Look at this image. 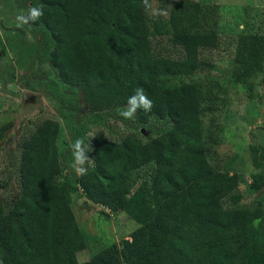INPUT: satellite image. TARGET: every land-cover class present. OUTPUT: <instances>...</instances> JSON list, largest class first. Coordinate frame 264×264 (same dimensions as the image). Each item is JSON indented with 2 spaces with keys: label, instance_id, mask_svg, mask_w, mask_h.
I'll use <instances>...</instances> for the list:
<instances>
[{
  "label": "trees",
  "instance_id": "obj_1",
  "mask_svg": "<svg viewBox=\"0 0 264 264\" xmlns=\"http://www.w3.org/2000/svg\"><path fill=\"white\" fill-rule=\"evenodd\" d=\"M154 3L159 11L152 14ZM33 6L44 15L26 26L48 32L51 46L43 35L40 49L76 104L83 103L81 110L99 117L126 108L142 87L153 108L138 110L135 124L144 128L157 118L170 127L146 141L135 131L112 141L103 132L73 133L75 114L73 144L83 138L90 149L83 176L66 168L59 121L46 119L24 135L2 172L14 174L15 194L5 198L7 182H0V264H264V210L254 218L241 206L240 177L218 172L212 162L219 142L213 128L226 91L209 77L213 66L203 55L221 43L218 4L31 0ZM161 39L181 55L156 50ZM235 44L231 80L251 91V81L264 73V34L239 33ZM12 127H0V140ZM252 135L259 173L251 191L264 208V146ZM76 195L125 213L139 227L130 239L80 261L86 238L72 206Z\"/></svg>",
  "mask_w": 264,
  "mask_h": 264
},
{
  "label": "rangeland",
  "instance_id": "obj_2",
  "mask_svg": "<svg viewBox=\"0 0 264 264\" xmlns=\"http://www.w3.org/2000/svg\"><path fill=\"white\" fill-rule=\"evenodd\" d=\"M206 1V0H199ZM219 6L220 39L218 49L204 53V58L213 66L209 74L225 87L226 105L221 108L216 127L219 136L213 165L218 172L238 175L241 183L236 193L241 195V206L248 209L253 217H258L264 208L258 204V194L251 191L253 177L259 173L252 164L250 145L254 134L257 142L264 146V73L252 81V90L231 80L235 67V38L237 34H264V0H210ZM31 0H0V127L12 123L13 127L0 140V182H7L2 190L5 198L16 192L14 174L6 177L2 173L10 165L21 138L33 131L46 119L57 120L61 124L60 150L66 168L73 170V141L71 134L72 117L77 114L73 133L83 130L86 137L103 132L112 141H121L135 131L145 141L161 134L170 127L168 121L153 119L144 127L132 119H124L119 112L125 108L110 110L99 117L89 115L76 104L77 96L63 84L46 58L44 48L40 49L43 35L48 32L18 26L16 16L27 14ZM159 11L152 5L151 13ZM166 12V11H164ZM36 30V31H34ZM156 50L173 56L181 55L165 39L154 42ZM208 74L205 71L204 76ZM208 77V78H209ZM207 78V77H206ZM82 103V104H81ZM80 107V108H79ZM206 130L209 119H205ZM264 190V189H263ZM73 210L86 238V249L78 254L80 261H87L93 255L111 244L130 239L139 225L125 213H112L102 205H96L83 196L73 197ZM227 207H234L226 202Z\"/></svg>",
  "mask_w": 264,
  "mask_h": 264
},
{
  "label": "clouds",
  "instance_id": "obj_3",
  "mask_svg": "<svg viewBox=\"0 0 264 264\" xmlns=\"http://www.w3.org/2000/svg\"><path fill=\"white\" fill-rule=\"evenodd\" d=\"M147 4V0H145ZM160 15H167V12H160ZM44 12L43 9L40 7H30L27 11V14H18L16 16L17 25L21 26L24 24L34 23L38 21L41 17H43ZM3 36V33H0V37ZM153 108V102L148 98L145 94V91L142 87L137 88L133 95H131L127 100V107L119 112V115L122 116L124 119H132L138 110H143L145 112L151 111ZM73 155H74V162L73 168L78 175H86L87 168L85 167L86 163L90 160L88 156V152L90 149H86L84 146L83 138H77L72 145ZM260 221L255 220L253 221V226L257 227Z\"/></svg>",
  "mask_w": 264,
  "mask_h": 264
}]
</instances>
